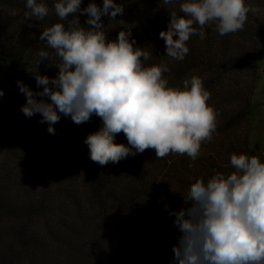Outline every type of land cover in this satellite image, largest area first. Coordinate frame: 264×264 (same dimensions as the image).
Returning a JSON list of instances; mask_svg holds the SVG:
<instances>
[{"label": "trees", "instance_id": "16d2710c", "mask_svg": "<svg viewBox=\"0 0 264 264\" xmlns=\"http://www.w3.org/2000/svg\"><path fill=\"white\" fill-rule=\"evenodd\" d=\"M45 2L49 15L36 21L25 19L26 0H0V76L9 83L14 103L26 104L17 81L40 92L43 86H37L34 74H59L51 61L40 63L38 52L52 50L39 37L55 23L68 27L73 17L60 20L56 0ZM92 2L103 4L84 0L81 7ZM246 2L261 12L249 13L242 31L220 36L214 24L206 25L205 39L194 35L186 42L190 52L183 61L165 56L159 36L167 31L170 11L181 14L179 4L116 0L124 14L102 17L109 41L124 30L120 21L133 25L137 44L152 54L145 65L168 63L169 86L182 88L185 79L202 78L211 93L208 103L220 115L213 139L203 144L195 162L179 154L157 159L154 149H146L101 166L84 143L102 127L100 117L80 125L62 117L53 135L47 123H40V114L27 118L21 106L11 112L0 98V264H172L182 234L170 212L186 207L183 196L190 184L234 171L233 153L255 155L251 118L263 54L264 0ZM79 19L86 28L87 16ZM116 143L128 144L122 132Z\"/></svg>", "mask_w": 264, "mask_h": 264}, {"label": "clouds", "instance_id": "9594fccd", "mask_svg": "<svg viewBox=\"0 0 264 264\" xmlns=\"http://www.w3.org/2000/svg\"><path fill=\"white\" fill-rule=\"evenodd\" d=\"M83 3L56 0L58 18L73 19L68 27L55 23L42 31L39 39L52 54L40 50L38 56L40 63L51 61L59 74H34L37 86H43L40 92L17 81L26 97L22 113L27 118L40 114V123H47L53 135L62 117L77 125L100 117L102 127L84 143L90 159L101 166L146 149H154L157 159L179 154L195 162L203 155V144L213 139L220 115L208 103L211 93L202 78L185 79L182 88L169 86L168 63L145 65L152 54L137 44L133 25L120 21L124 30L108 40L102 17L114 20L124 14V5L103 0L102 6L92 2L82 8ZM176 4L181 14L170 11L167 31L159 34L165 56L175 61L189 54L186 42L192 36L206 38V25L214 24L220 36L234 34L244 29L249 13L261 12L246 0H162V5ZM26 8V20L43 21L50 11L45 0H26ZM79 15L87 16L86 28ZM4 94L0 89V97ZM121 132L127 145L116 143ZM230 165L234 171L216 172L207 182L194 179L183 196L186 207L170 212L182 234L172 264H264V161L233 153Z\"/></svg>", "mask_w": 264, "mask_h": 264}, {"label": "rangeland", "instance_id": "374dc122", "mask_svg": "<svg viewBox=\"0 0 264 264\" xmlns=\"http://www.w3.org/2000/svg\"><path fill=\"white\" fill-rule=\"evenodd\" d=\"M6 88V90L4 88ZM0 89L4 91V96L0 97L6 106L9 107L11 112L17 111L16 107L21 106L20 102L12 100L13 92L11 91L9 83L3 76H0ZM10 92L11 94H7ZM255 112L251 118V125L253 128L252 133V151L258 157H264V44L263 54L260 60L259 68V81L257 89L254 94ZM18 104V105H17ZM17 105V106H16ZM20 108V110H21Z\"/></svg>", "mask_w": 264, "mask_h": 264}]
</instances>
